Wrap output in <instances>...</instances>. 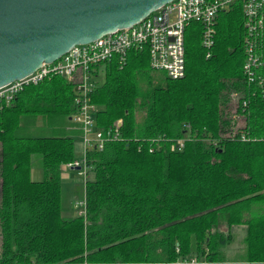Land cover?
I'll return each mask as SVG.
<instances>
[{"label":"trees","instance_id":"1","mask_svg":"<svg viewBox=\"0 0 264 264\" xmlns=\"http://www.w3.org/2000/svg\"><path fill=\"white\" fill-rule=\"evenodd\" d=\"M215 30L207 58L199 25L186 29L184 78L155 71L148 51L99 72L96 124L121 122V140L88 152L85 215L63 216L61 168L76 160L75 140L53 124L76 112L74 84L56 76L3 101L0 264H264V95L243 74L241 8L221 13ZM38 118L52 135L24 136ZM34 155L41 181L32 180ZM224 225L245 228L234 261Z\"/></svg>","mask_w":264,"mask_h":264},{"label":"built area","instance_id":"2","mask_svg":"<svg viewBox=\"0 0 264 264\" xmlns=\"http://www.w3.org/2000/svg\"><path fill=\"white\" fill-rule=\"evenodd\" d=\"M237 7L243 13L246 30L243 74L249 85L264 95V0H174L133 27L105 34L88 44L76 45L57 61L44 63L30 75L0 88V109L3 101L10 104L28 86L56 76L68 79L76 91V112L71 120L81 131L83 160L63 166L69 170L79 168L86 175L88 152L92 149L101 151L107 143L121 140L120 122L117 128L109 130H102L96 124L98 107L92 103L91 94L97 86L99 72L113 61L124 67L132 51H148L155 71L164 72L174 80L184 78L186 29L192 23L198 24L203 46L209 51L215 44L219 15ZM187 139L177 140L176 147L182 149ZM242 140H246L245 136ZM78 205L79 214L85 215V199Z\"/></svg>","mask_w":264,"mask_h":264},{"label":"water","instance_id":"3","mask_svg":"<svg viewBox=\"0 0 264 264\" xmlns=\"http://www.w3.org/2000/svg\"><path fill=\"white\" fill-rule=\"evenodd\" d=\"M173 1L0 0V88Z\"/></svg>","mask_w":264,"mask_h":264},{"label":"rangeland","instance_id":"4","mask_svg":"<svg viewBox=\"0 0 264 264\" xmlns=\"http://www.w3.org/2000/svg\"><path fill=\"white\" fill-rule=\"evenodd\" d=\"M104 82V78L99 79V84ZM229 109L233 118L238 122V124H243L244 118L237 115L236 104L231 106ZM48 122L43 118L36 119L33 123H30L23 130V135L28 137H48L51 136L52 127H62L68 133L69 136H72L75 140V151H76V160L82 163L83 157V145L81 131L78 125L73 120L65 119L63 121L54 122V125H47ZM67 127L71 129L67 131ZM183 149V148H182ZM181 151V149H180ZM84 167V165H83ZM32 180L41 181L44 179V171L42 169V158L39 155L32 156V171H31ZM61 177H62V192H63V216L66 218H74L79 216V205L78 203L85 199V183L87 180L93 178V173L90 169H87V174L84 175L79 170H69L66 167L62 166L61 168ZM1 184V180H0ZM224 231L231 232L234 236L233 242L226 248V258L227 260L234 261L239 259L238 254H243L244 251V237H245V228L243 227H232L231 229L223 226ZM191 260V259H190ZM184 264H191V261H185ZM196 263V262H195ZM194 264V262H192ZM197 264V263H196Z\"/></svg>","mask_w":264,"mask_h":264}]
</instances>
